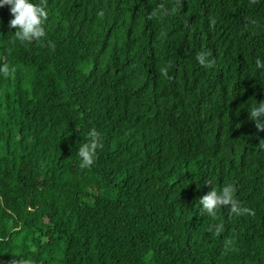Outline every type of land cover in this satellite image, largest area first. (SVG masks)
I'll return each mask as SVG.
<instances>
[{"label": "trees", "instance_id": "1", "mask_svg": "<svg viewBox=\"0 0 264 264\" xmlns=\"http://www.w3.org/2000/svg\"><path fill=\"white\" fill-rule=\"evenodd\" d=\"M33 2L31 42L0 8V264H264V0Z\"/></svg>", "mask_w": 264, "mask_h": 264}, {"label": "clouds", "instance_id": "2", "mask_svg": "<svg viewBox=\"0 0 264 264\" xmlns=\"http://www.w3.org/2000/svg\"><path fill=\"white\" fill-rule=\"evenodd\" d=\"M9 6L12 19L9 22L10 29H16L15 37L21 42H31L46 36L45 24L49 13L46 7L33 0H0V8ZM206 52L197 55L196 59L202 66L211 67L214 61L206 59ZM256 67L264 69V60L257 59ZM0 72L7 73L8 67L0 68ZM250 117L256 122V127L264 131V101L256 102L248 110ZM92 141L84 143L78 149V155L81 158V167H90L94 163L96 150L100 146V136L93 129L90 133ZM235 188L232 185H226L221 190L215 188L200 198L199 203L203 206V211L209 216H215L216 212L224 206H230L231 212L235 215H242L247 209L242 208L235 198ZM216 231H221V226H217ZM13 264H34L32 260L22 259L13 261Z\"/></svg>", "mask_w": 264, "mask_h": 264}]
</instances>
